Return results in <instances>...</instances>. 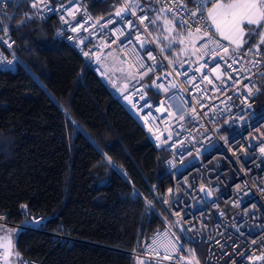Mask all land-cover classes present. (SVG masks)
Returning a JSON list of instances; mask_svg holds the SVG:
<instances>
[{
    "label": "trees",
    "instance_id": "obj_1",
    "mask_svg": "<svg viewBox=\"0 0 264 264\" xmlns=\"http://www.w3.org/2000/svg\"><path fill=\"white\" fill-rule=\"evenodd\" d=\"M111 1L88 0V7L101 17L115 7ZM142 1L152 19L160 15L149 11L162 9L160 4ZM161 20L149 25L159 46L167 48L171 39L168 56L184 57L177 50L185 31L172 20L174 35L167 36ZM5 25L22 62L0 67V212L19 222L23 202L42 216L44 227L18 231L14 263L29 258L40 264H134L132 252L151 213L162 211L154 190L171 183L164 164L168 152L150 141L109 79L100 78L72 43L55 36V20L20 12L0 15V30ZM258 80L261 111L264 69ZM109 159L116 163L105 167ZM54 231L75 240L60 242Z\"/></svg>",
    "mask_w": 264,
    "mask_h": 264
},
{
    "label": "built area",
    "instance_id": "obj_2",
    "mask_svg": "<svg viewBox=\"0 0 264 264\" xmlns=\"http://www.w3.org/2000/svg\"><path fill=\"white\" fill-rule=\"evenodd\" d=\"M213 1L205 3L204 17ZM33 3L37 4L39 11L32 7ZM132 3V0H112L110 5L115 6L113 10L96 17L88 7V0H76L75 4L69 0L57 4L52 0H6V3L0 2V15L30 12L41 21L55 20V36L64 43H72L102 79L110 77L103 71L100 61L111 51L118 50L121 61L133 68L136 79L116 86L115 93L155 147L168 152L164 164L171 175V183L166 189L154 190V198L162 211L158 215L155 211L151 213L148 229L132 252L134 264H157V260L160 264H264V259H257L264 257V154L259 152V148L264 146L261 144V140H264V120L260 119L264 110L256 109L257 97L262 92L258 74L264 69V51L255 46L241 47L238 58L230 56L226 61L212 63L204 52L205 45L201 44L204 37V30L201 29L195 43L198 57L192 59L184 56L171 60L166 51H161L163 48L149 26L144 27L148 20L144 24L140 23L141 16L151 18L145 5L138 1L143 6L141 11L139 8H129ZM157 4L173 21L169 10L177 15L185 11V6L191 12L198 10L194 0H160ZM121 8L135 11L136 15H127L122 21L116 16ZM51 9H55L54 14ZM69 11L72 15H69ZM128 20L140 25L139 32L132 30L133 44L125 47L121 43L124 37L113 43L119 36V30L129 29ZM199 23L191 29L177 25L185 32H194ZM72 28L78 30L72 32ZM3 34L6 36L0 34V56L4 59L0 60V67L13 69L22 61L13 49L14 35L8 32ZM137 35L140 41L150 42L144 49L139 47ZM208 35L213 36V32ZM84 37H89V40L85 41ZM214 39H220L231 53L230 43L223 37L216 34ZM85 52L89 53L87 57ZM149 52L152 58H148ZM224 54V48H220L212 55L219 58ZM96 57L101 59L97 61ZM138 62L148 67L154 64L163 66L148 71L147 67L140 68ZM179 64H183V68ZM145 72L146 75L143 74ZM217 75L219 79H216ZM205 76L207 79L202 78ZM148 78L150 85L156 81L164 84L169 91L165 93L161 89L160 95H153L145 87ZM237 89L240 90L239 98ZM249 89H252L253 97L244 101L243 94ZM173 93L184 101L183 113L170 106L167 98ZM141 94H146V101L151 104V108L141 110L145 103L139 101ZM124 96H128L136 107L124 100ZM229 97L234 101L230 106L231 114L215 115L228 106ZM242 101L251 111L244 114L247 123L241 124L237 120L236 127L242 128V134L233 140L226 121L237 115L236 105ZM181 115L184 116L183 120L180 119ZM250 144L254 147L250 148ZM182 145L184 150L181 155L179 149ZM248 156L251 158H246ZM202 187L211 193L206 207L200 202ZM169 189L172 191L169 192ZM177 197L179 203L175 202ZM22 205L27 206L23 202ZM21 212L23 218L19 222L10 221L5 212H0V223L19 230L44 229L42 216L29 211L28 207H21ZM158 221L162 224L159 225ZM182 228L190 229L191 240L185 238ZM52 235L60 242L75 240L58 231ZM176 239L183 245L182 248L178 245L167 251L164 247L153 248L157 241L164 243L167 240L175 244ZM165 256L169 259H164ZM5 258L6 251L0 246V264H5ZM18 262L40 264L29 258H21Z\"/></svg>",
    "mask_w": 264,
    "mask_h": 264
},
{
    "label": "snow or ice",
    "instance_id": "obj_3",
    "mask_svg": "<svg viewBox=\"0 0 264 264\" xmlns=\"http://www.w3.org/2000/svg\"><path fill=\"white\" fill-rule=\"evenodd\" d=\"M0 2L6 3V0H0ZM71 4H75L76 0H69ZM156 3H159L160 0H155ZM195 3L198 4V10L196 12H191L186 9L181 15H177L176 13H172L171 10H169V14L173 16V19L180 24L182 27H186L188 29H191L193 25L198 24L200 21H203L202 23H199V27H197L196 31L200 32L201 29L204 30V37L201 39V44L205 45L204 52L209 57L212 63L218 64V60H224L226 61L230 56L232 58H238L239 52L241 49V46L245 43H247L246 40H244V36L246 33L251 35L253 31H257L259 29H264V0H227V2H224V0H218L217 3L213 4L211 8L207 9V16L204 17L202 15L205 3H211L212 0H194ZM32 7L39 11L37 4L33 3ZM129 8H139L141 11H143V6L138 3V0L136 2L132 3L128 6ZM53 14L55 13V9L50 10ZM149 11H158L161 14H164L163 9H149ZM69 15H72L71 11H69ZM131 15L135 16V11H126L124 8H121L116 12V16L119 17L122 21L124 20L125 16ZM183 17H187V19H184ZM140 23L144 24L145 20H148V24H145L144 27L147 28L149 25L155 27L160 20V16H156L155 19L149 18L147 15L141 16ZM129 25L128 30L121 29L119 30V36L117 37V40H114L113 43H116L120 37H124V40L121 41V43L127 47L129 45L133 44L132 40V30H136L139 32L140 25L134 24L131 20L127 21ZM170 22L165 21V28H168V24ZM254 26V27H252ZM72 32H76L77 28H72ZM171 31V29H168ZM213 32V36H209L208 33ZM191 34V32L189 33ZM216 34H219L220 37H223V40L229 41L231 45H234L232 48L231 53H229V49L227 47H224L223 43L220 39H214V36ZM85 41L89 40V37H84ZM136 40L139 41V47L141 49H144L148 43H150L147 40L140 41L139 35H137ZM205 41L207 43L205 44ZM174 46V43L169 39L168 46L165 49H161V51H170L171 48ZM224 48V56H221L219 58L214 57L212 54L218 49ZM84 55L87 57L89 53L85 52ZM148 58H152L151 52L148 53ZM4 59L2 56H0V60ZM97 61L101 59V57H96ZM11 63V62H9ZM140 68L147 67L148 71H153L155 67H161L162 64H154L150 67L144 65L142 62H138ZM207 63V62H206ZM231 66V65H229ZM180 68H183V64H179ZM196 71H200V69H196ZM213 71H217V69H213ZM146 75L147 73H143ZM185 76H187V73H184ZM203 79H207V77H202ZM129 79L135 80L136 77L132 75V73H129ZM161 79V78H157ZM216 79H219V75H217ZM211 83V81H209ZM150 89H154L156 95H160L161 89L167 93L169 91V88L164 87V84L157 83L156 81H153V85L145 86ZM172 87H176L175 85H172ZM247 87V85H245ZM133 88H135V85H133ZM237 98L240 97V90H236ZM253 92L252 89H249L247 93L243 94L244 101L252 99ZM168 101L170 102V106L175 107L178 112L183 113L185 111L184 109V101L182 98L176 94L173 93L172 95L168 96ZM124 100L128 101L129 104H132V101L128 99V96H124ZM139 101H145V103L142 105L141 110L144 108H151V104L146 101V94L139 95ZM234 104V101L231 97H229L228 100V106H226L223 110H219L215 113V115L223 116L225 114H231V108L230 106ZM132 107H136L135 104H132ZM238 109V113L236 116H233V119L230 121H226V124L229 125L231 131H232V138L233 140L236 139V137L240 136L242 134V128L236 127L237 120L240 121L241 124L247 123V120L245 118V112L251 111L250 107H245L244 103L240 105H236ZM149 115H151V112H149ZM146 119V118H145ZM180 119L183 120L184 116L181 115ZM260 119L264 120V113H261ZM151 131V129H149ZM164 143H167L165 141ZM261 144L264 145V140H261ZM212 147L214 148L215 145L213 144ZM250 148H253L254 146L252 144L249 145ZM184 146H181V149H179L180 154H183ZM206 151L208 149H205ZM259 152L261 154H264V146H261L259 148ZM250 159L251 157H246ZM110 161V159H109ZM172 190L169 189V192ZM200 191L203 193V195L200 198V202L203 203V205L206 207L208 203V198L211 196L210 192L204 191L203 187L200 189ZM176 203H179V198H176ZM149 205H151V201H147ZM22 208H26L27 206L22 205ZM28 226V222H25V227ZM23 229H21L22 231ZM182 234L185 235V238L188 240H191L193 237L189 235L190 229L188 228H182L181 229ZM197 234L199 233V230H196ZM183 247V245L179 244V240L176 239L175 244H172L171 241H167L164 243H161L160 241H157L154 243L153 248L157 247H164L167 251L168 248H175L176 246ZM6 259V258H5ZM164 259H169L168 256H165ZM257 259H264V257H257ZM157 264H160V261L157 260Z\"/></svg>",
    "mask_w": 264,
    "mask_h": 264
},
{
    "label": "rangeland",
    "instance_id": "obj_4",
    "mask_svg": "<svg viewBox=\"0 0 264 264\" xmlns=\"http://www.w3.org/2000/svg\"><path fill=\"white\" fill-rule=\"evenodd\" d=\"M138 1H139V3L143 2L142 0H138ZM132 2L134 3V2H136V0H132ZM217 2H218V0L213 1V3L210 6H212L213 4H215ZM224 2H227V1L224 0ZM11 14H15V13H11ZM11 14H5V15H11ZM159 16H160V19H162L161 21H162V24L164 25V27H165V21L170 22V20H172L168 16H166L165 14L160 13ZM171 25H173V22ZM168 26H169V24H168ZM171 27L173 28V26H171ZM252 27H254V26H252ZM168 29H170V27L166 28L167 36L168 35L171 36V34H173V32H169ZM247 31L248 30L246 29V33H245V36L243 38L244 40L247 41V43H248L247 45L255 46L258 48H260L261 46L264 45V29H259L257 31H253L251 35H248ZM5 32H8L7 31V25L4 26L3 30H0V34L2 37L6 36V34H3ZM188 33H190V32H188ZM184 34H186V33H184ZM184 34H183V37H181V39H180V42L183 45L181 48H179L177 50V53L180 56H189L190 57L191 52H193L195 50L194 49V42H195L194 39L197 38V35L199 34V32L194 31V32H191V34H186V35H184ZM227 42L230 43L229 41H227ZM13 49H14V45H13ZM100 64L102 66L103 71H107L108 73H110V75L113 79L118 78L119 76H121V74H123L124 76H127V77H129V73H132L133 76L136 75L134 73L133 68L126 67L125 64L121 61L118 50L111 51L110 53L105 55L104 58L100 61ZM112 78H108L111 86H113L112 81H114ZM114 89H115V87H114ZM18 231H19L18 228H15V227L10 226V225L7 226L5 224L0 223V246L3 247L4 251H6V259L4 262L5 264H16V263H14V260L16 257V254H15L16 253V251H15V241L16 240H15V238L18 234Z\"/></svg>",
    "mask_w": 264,
    "mask_h": 264
},
{
    "label": "crops",
    "instance_id": "obj_5",
    "mask_svg": "<svg viewBox=\"0 0 264 264\" xmlns=\"http://www.w3.org/2000/svg\"><path fill=\"white\" fill-rule=\"evenodd\" d=\"M212 6H209L208 8H211ZM207 8V9H208ZM172 20H170V22H171ZM173 22V21H172ZM172 22L171 23H169V26H171V24H172ZM186 34H189L188 32H185ZM186 34H184V35H186ZM199 36H200V32H199V34L197 35V38L196 39H194L195 40V42H194V49H195V43H196V41L199 39ZM193 40V41H194ZM248 43H245V44H243L241 47H252V46H249V45H247ZM247 45V46H246ZM234 47V45H231L230 44V48H233ZM192 50V49H191ZM193 51V50H192ZM190 57L192 58V59H195L196 57H198V52H197V50L195 49L193 52H191V54H190ZM126 66V65H125ZM126 67H130V66H126ZM130 68H132V67H130ZM106 73H107V75H109V77L110 78H112L111 77V75H110V73H108L107 71H105ZM136 76V75H135ZM113 79V78H112ZM114 81H113V86L116 88V86H119V85H121L122 83H124V82H128V81H130V79H129V77H127V76H124L123 74H121V76H119L118 78H116V79H113Z\"/></svg>",
    "mask_w": 264,
    "mask_h": 264
},
{
    "label": "clouds",
    "instance_id": "obj_6",
    "mask_svg": "<svg viewBox=\"0 0 264 264\" xmlns=\"http://www.w3.org/2000/svg\"><path fill=\"white\" fill-rule=\"evenodd\" d=\"M97 142L100 143V139L97 138ZM116 161L115 160H105V167L111 166L112 164H115Z\"/></svg>",
    "mask_w": 264,
    "mask_h": 264
}]
</instances>
